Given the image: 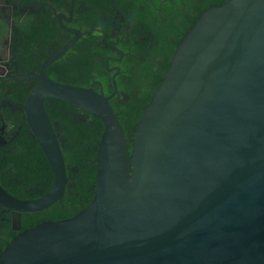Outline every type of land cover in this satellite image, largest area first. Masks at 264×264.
<instances>
[{
  "label": "water",
  "instance_id": "1",
  "mask_svg": "<svg viewBox=\"0 0 264 264\" xmlns=\"http://www.w3.org/2000/svg\"><path fill=\"white\" fill-rule=\"evenodd\" d=\"M55 17L71 37L37 71L14 76L36 81L20 108L52 183L31 199L0 185V207L38 211L64 194L60 127L46 98L103 124L92 199L18 232L0 264H264V0H223L198 16L129 136L130 152L109 102L115 84L105 94L47 76L82 34L62 23L72 6Z\"/></svg>",
  "mask_w": 264,
  "mask_h": 264
},
{
  "label": "trees",
  "instance_id": "2",
  "mask_svg": "<svg viewBox=\"0 0 264 264\" xmlns=\"http://www.w3.org/2000/svg\"><path fill=\"white\" fill-rule=\"evenodd\" d=\"M223 0H0V36L8 34L9 49L18 72L37 67L71 37L55 17L68 16L69 26L82 32L60 58L46 67L49 78L62 83L92 87L105 94L116 91L109 102L117 114L130 152L139 117L163 78L173 51L198 16ZM12 6L10 11L8 8ZM66 22V21H65ZM65 25V24H64ZM34 82L0 78V103H22ZM124 93L126 96H124ZM44 108L60 130L59 145L66 166L67 184L61 199L47 208L20 212V228L12 225L11 211L0 207V252L21 230L43 221L69 218L92 199L96 150L103 124L64 101L46 98ZM83 113V112H82ZM13 139L0 146V185L20 199L44 194L53 179L51 166L31 134L22 112L0 106Z\"/></svg>",
  "mask_w": 264,
  "mask_h": 264
},
{
  "label": "flooded vegetation",
  "instance_id": "3",
  "mask_svg": "<svg viewBox=\"0 0 264 264\" xmlns=\"http://www.w3.org/2000/svg\"><path fill=\"white\" fill-rule=\"evenodd\" d=\"M6 8H7L6 5L3 4L1 6V9H0V11H1L0 14L2 16H5V17H7V15L5 14ZM11 8H12V6H10V8H8V9L11 11L12 10ZM62 14H64V13H62ZM64 15L67 16L66 14H64ZM68 16H69V13H68ZM8 18H9V16H8ZM69 22H65V20L62 19V23H63V25L65 24L64 25L65 27L74 28V27L68 25ZM7 40L0 42V78L1 77H7V78H12V79H24L23 77H19V76L14 77L15 75H19V74L26 73V72H18V67H17L16 61H14V56L11 55V52H10V49H9V38ZM39 64L37 65V67H35V68H33L32 70H29V71H33V70L37 71V68H38ZM16 68H17V70L15 71ZM29 71H27V72H29ZM25 79L27 81H30V82L33 81L34 85L36 84V81L34 79H32V78H25ZM112 83L115 84L113 79H112ZM21 104L17 103V102L14 103L12 101H9L8 99H4L0 103V106L7 105L9 107V109L11 110V112H13V113H15V112H17L19 110L20 112H22V118L25 119L24 118V113H23V111L20 108ZM81 114H82V111H80L78 116H80ZM25 124H26V122H25ZM16 134H17V131L11 132V134H9V127H5L2 115L0 114V146L3 145L6 141H9V140L13 139ZM11 216H12V225H13V227L15 229H19L20 228V223H19L20 213H18L16 211H11ZM17 223H19V228L16 227Z\"/></svg>",
  "mask_w": 264,
  "mask_h": 264
},
{
  "label": "crops",
  "instance_id": "4",
  "mask_svg": "<svg viewBox=\"0 0 264 264\" xmlns=\"http://www.w3.org/2000/svg\"><path fill=\"white\" fill-rule=\"evenodd\" d=\"M1 6H2V5H0V9H1ZM11 9H12V8H11ZM0 13H1V11H0ZM8 16H9L10 19L8 18ZM8 16H7V19H9V21L12 22V20H11V16H10V15H8ZM2 18L4 19L5 16H3ZM10 22H9V23H10ZM9 23H8V25H7V28H9ZM7 36H8V34H6V35H4V36H0V42H1V41H6V40L8 39ZM7 41H8V40H7Z\"/></svg>",
  "mask_w": 264,
  "mask_h": 264
}]
</instances>
